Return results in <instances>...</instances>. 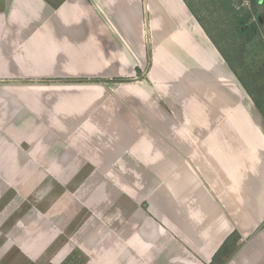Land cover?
Segmentation results:
<instances>
[{
  "label": "crops",
  "instance_id": "0c3cea01",
  "mask_svg": "<svg viewBox=\"0 0 264 264\" xmlns=\"http://www.w3.org/2000/svg\"><path fill=\"white\" fill-rule=\"evenodd\" d=\"M224 58L185 0H0V166L37 126L93 136L94 114L113 116L168 160L144 181L152 239L124 246V264H264V129Z\"/></svg>",
  "mask_w": 264,
  "mask_h": 264
},
{
  "label": "rangeland",
  "instance_id": "374dc122",
  "mask_svg": "<svg viewBox=\"0 0 264 264\" xmlns=\"http://www.w3.org/2000/svg\"><path fill=\"white\" fill-rule=\"evenodd\" d=\"M185 1L215 46L225 53V63L236 69L235 74L253 93L258 105L253 104L252 113L264 129V0ZM236 19L246 21L247 34L235 31ZM122 81H105L115 97L113 84ZM115 107L120 114L119 106ZM48 113L46 116L54 119ZM93 118V136L79 130L70 133L73 130L54 120L56 125L47 124V132L53 126L62 133L59 136L40 137L43 130L37 126L28 137L29 144L13 143L16 165L0 166V264H124V246L137 239H152L151 230H147L148 224L153 225L152 204L144 181L154 177L155 171L162 174L168 169L164 164L168 160L150 155L143 136L133 144L132 135L120 131V122L113 116V128L99 114ZM151 122L150 132L162 143L169 142L170 137L162 136ZM22 123L26 120H20ZM101 142L105 145L99 150L90 146ZM27 150L28 156L23 152ZM23 164L25 167H19ZM133 176L138 183L132 182ZM161 182L158 178V185L163 186ZM137 184L141 185L138 191ZM28 238L32 241L25 247Z\"/></svg>",
  "mask_w": 264,
  "mask_h": 264
},
{
  "label": "trees",
  "instance_id": "16d2710c",
  "mask_svg": "<svg viewBox=\"0 0 264 264\" xmlns=\"http://www.w3.org/2000/svg\"><path fill=\"white\" fill-rule=\"evenodd\" d=\"M245 20L244 19H236V22L233 24V26H234V29H235V31L236 32H239V33H241V34H244V33H246L247 34V32L250 30V28L248 27V26H246V25H244L245 24ZM200 23V22H199ZM201 26L203 27V25L201 24ZM203 29L205 30V28L203 27ZM205 32L208 34V32L205 30ZM209 35V34H208ZM245 37H247V38H250L249 37V35H247V36H245ZM220 50V49H219ZM222 53V52H221ZM223 56H226L225 55V53L223 52V54H222ZM229 61V60H228ZM229 67L232 69V71H233V66L229 63ZM234 72V74H235V72H237L236 71V69L233 71ZM238 73V72H237ZM236 75V74H235ZM236 78L241 82V84L243 85V81L242 80H240V78H238V76L236 75ZM243 87L245 88V90L247 91V93H248V95L251 97V99L253 100V102L255 103V105H258V102H256V100H255V98H254V95H253V93L251 92V90H249L248 89V87H245L244 85H243ZM264 118V117H263ZM233 239H235L234 238V236H232V238H230V239H227V241L224 243V246L223 247H225V244L227 243V242H229V241H232ZM221 253V250L220 251H218L216 254H215V256H214V259L216 258V257H219V254Z\"/></svg>",
  "mask_w": 264,
  "mask_h": 264
},
{
  "label": "flooded vegetation",
  "instance_id": "af4514ba",
  "mask_svg": "<svg viewBox=\"0 0 264 264\" xmlns=\"http://www.w3.org/2000/svg\"><path fill=\"white\" fill-rule=\"evenodd\" d=\"M25 247H27V245H25ZM25 249V248H24ZM27 250V249H26ZM0 259H1V256H0ZM29 264V263H28Z\"/></svg>",
  "mask_w": 264,
  "mask_h": 264
}]
</instances>
